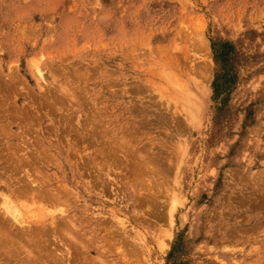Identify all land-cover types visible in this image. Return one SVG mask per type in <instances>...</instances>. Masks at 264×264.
<instances>
[{
    "label": "rangeland",
    "instance_id": "374dc122",
    "mask_svg": "<svg viewBox=\"0 0 264 264\" xmlns=\"http://www.w3.org/2000/svg\"><path fill=\"white\" fill-rule=\"evenodd\" d=\"M0 264H264V0H0Z\"/></svg>",
    "mask_w": 264,
    "mask_h": 264
},
{
    "label": "trees",
    "instance_id": "16d2710c",
    "mask_svg": "<svg viewBox=\"0 0 264 264\" xmlns=\"http://www.w3.org/2000/svg\"><path fill=\"white\" fill-rule=\"evenodd\" d=\"M214 85H215V83H214Z\"/></svg>",
    "mask_w": 264,
    "mask_h": 264
}]
</instances>
